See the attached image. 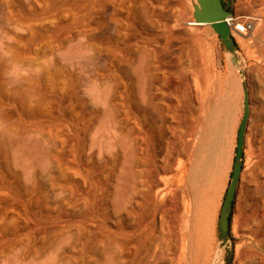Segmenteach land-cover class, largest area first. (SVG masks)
<instances>
[{
	"label": "rangeland",
	"instance_id": "1",
	"mask_svg": "<svg viewBox=\"0 0 264 264\" xmlns=\"http://www.w3.org/2000/svg\"><path fill=\"white\" fill-rule=\"evenodd\" d=\"M223 2L232 19H256L233 37L237 60L195 25L194 0H0V264H223L243 80L251 116L233 264H264V0ZM197 67L199 104L173 82ZM212 127L225 146L213 171L195 158Z\"/></svg>",
	"mask_w": 264,
	"mask_h": 264
},
{
	"label": "water",
	"instance_id": "2",
	"mask_svg": "<svg viewBox=\"0 0 264 264\" xmlns=\"http://www.w3.org/2000/svg\"><path fill=\"white\" fill-rule=\"evenodd\" d=\"M194 1V22L200 26L212 28V30L223 42L225 49L237 60V44L232 36V30L228 23V19L234 14L224 8L222 0ZM242 85L244 92V114L239 126L237 149L231 181L221 208L218 226L220 248L224 250L223 264H233L234 261L235 248L231 242L230 218L233 212L234 201L242 176L244 148L246 145L248 124L251 116L250 93L245 80H243Z\"/></svg>",
	"mask_w": 264,
	"mask_h": 264
},
{
	"label": "bare ground",
	"instance_id": "3",
	"mask_svg": "<svg viewBox=\"0 0 264 264\" xmlns=\"http://www.w3.org/2000/svg\"><path fill=\"white\" fill-rule=\"evenodd\" d=\"M77 9H78V8H77ZM79 9H80V8H79ZM79 9H78V11H80ZM78 11H76V13H78ZM81 11H82V9H81ZM82 12H83V11H82ZM79 14H80V13H79ZM81 14H82V13H81ZM81 14H80V15H81ZM239 19H240L239 17H235V18L233 19V21H237V20H239ZM182 24H183V23H182ZM195 25L198 26V27H200V25H198V24H196V23H195ZM230 25H231V27H233V26H232V23H230ZM262 29H263V28H262ZM262 32H263V31H262ZM259 33H261V30H260ZM254 35H255V34H254ZM257 35H258V34H257ZM257 35H256V36H257ZM246 36H247V35H246ZM259 36H260V35H259ZM242 37H243V36H242ZM244 37H245V36H244ZM260 37H261V36H260ZM252 38L254 39V37H252ZM256 40H258V39H256ZM198 67H199V65H198ZM198 67H197L196 70H191V71L187 74V76H186V80H187V81H185V82H186V85H184V83H183V82H180L179 80H174V81H173L174 83L177 84V85H176V88H177V90H179V92L183 93V90H186V89H188V90L190 91V87H191V86H190V80H191V79L195 80L197 86H198L200 83H205V84H206V80H207V78H206V76L204 75L203 70L199 69ZM2 91H3V88L0 87V92H2ZM190 94H191V98H192V100H193L194 102L196 101V103L198 102V104H199V97H200V96H199V93L197 92V95H195L194 93H192V92L190 91ZM181 97H182V96H181ZM183 98H184V97H183ZM187 98H188V97H187ZM211 100H212V99H211ZM179 102H180V101H179ZM194 102H193V103H194ZM171 103H173V102H171ZM180 103H181V102H180ZM193 103H191V105H196L195 103H194V104H193ZM210 103H211V101H210ZM212 103H215V101H214V102L212 101ZM202 104H203V103H202ZM224 104H225V103H224ZM227 104H228V103H227ZM173 105H174V103H173ZM177 105H178V104H177ZM180 105H181V104H180ZM200 105H201V104H200ZM212 105H214V104H212ZM196 106H197V105H196ZM171 107H172V104H171ZM178 107H179V105H178ZM191 107H193V109L195 108L194 106H191ZM205 107H206V106H205ZM216 107H217V105H216ZM216 107H215V108H216ZM226 107H227V106H226ZM174 108H175V107H174ZM201 108H202V107H200V110H202ZM213 108H214V107H213ZM215 108H214V109H215ZM217 108H218V107H217ZM166 109H167V108H166ZM168 109H169V108H168ZM168 109H167V110H168ZM172 109H173V108H172ZM196 109H199V108H196ZM204 109H205V108H204ZM214 109H210V110L212 111V110H214ZM218 109H220V108H218ZM222 109H223V108H222ZM226 109H227V108H226ZM173 110H176V108L173 109ZM206 110H207V108L205 109V111H206ZM220 110H221V109H220ZM172 112H173V111H172ZM206 112H207V111H206ZM212 112H213V111H212ZM223 112H224V111H223ZM223 112H222V113H223ZM202 113H203V112H202ZM202 113H200V114L202 115ZM214 113H216V112H214ZM170 114H171V111H170ZM209 114H210V113H209ZM211 114H212V113H211ZM217 114H218V113H217ZM219 114H220V113H219ZM202 116H204V114H203ZM205 116H207V115H205ZM213 116H214V115H212V117H213ZM223 116H224V115H223ZM214 117H217L216 119H218V118L220 119L221 116L219 117V115H218V116H214ZM201 118H202V117H201ZM204 118H205V117H204ZM204 118H203V122L205 121ZM208 118H209V116H208ZM226 118H227V117H226ZM205 119L207 120V118H205ZM209 119H210V118H209ZM209 119H208V120H209ZM210 120H211V119H210ZM223 120H224V121L227 120V119H225V116H224V119H223ZM228 120H229V119H228ZM217 121H218V120H217ZM217 121H216V122H217ZM221 122H222V120L220 121V123H221ZM206 123H208V122H206ZM210 123H212V122H210ZM210 123H209V124H210ZM204 125H205V124H204ZM211 125H212V124H211ZM214 125H216V124H213V126H214ZM225 125H226V123H225ZM188 127H189V128H188L189 131H190V130H192V131H195V130H196V125L194 126L193 124H189ZM214 127L217 128V126H214ZM214 127H212V128L215 129ZM201 128H208V127H207V126L205 127V126L201 125ZM209 128H210V127H209ZM220 128H222V127H220ZM220 128H219V131H220ZM224 128H225V127H224ZM224 128H223V129H224ZM210 129H211V128H210ZM201 130H202V129H201ZM204 130H205V129H204ZM211 130H212V129H211ZM215 130H216V131H215ZM215 130L212 131L211 133H209V134H210L209 136L207 135L208 133H206V135H207L209 138L207 139V138L204 137V140H202V141H204L203 143H205V145H206V148H205L204 150L199 148V150H198L197 153H196V156H195L194 151H192V153H191V157H192V156H193V157L195 156L196 159L198 158V156H199L200 154L203 155V157H204V161H203V162L200 161V160H203V158H201L200 160L198 159V161H199V163H200V162L203 163L202 165H204V168H205V166H207V167L209 168L208 165L212 164V162H214V160H215V161L217 160L216 157L219 155V151H221L220 149H221L222 147H223V148L225 147V146H222V143H224V142L222 141V143H221V139H222V138H221L220 133L217 132V131H218L217 129H215ZM208 131H210V130L208 129ZM208 131H207V132H208ZM221 131H222V130H221ZM224 131H225V130H224ZM205 132H206V130H205ZM197 133L199 134V132H197ZM226 133H227V132H226ZM201 134H204V133H201ZM224 134H225V133H224ZM199 135H200V134H199ZM204 135H205V134H204ZM187 136H188V135H187ZM223 137H224V135H223ZM177 138H178V137H176V139H177ZM225 138H226V137H225ZM225 138H223V139H225ZM124 139H125V138H124ZM176 139H175V140H176ZM178 139H180V138H178ZM205 139H207V140H205ZM121 141H122V140H121ZM126 141H127V139H126ZM181 141H182V140H181ZM185 141H186V140H185ZM224 141H225V140H224ZM177 143H178V142H177ZM179 143H181V142H179ZM179 143H178V144H179ZM186 143H187V142H186ZM188 143H189V142H188ZM121 144H122V143H121ZM171 144H172V143H171ZM126 145L128 146L129 144H127V142H126V143H125V148H127ZM179 145H180V144H179ZM179 145H178V146H179ZM182 145H183V144H182ZM186 145H187V144H186ZM224 145H225V144H224ZM180 146H181V145H180ZM221 146H222V147H221ZM122 147L124 148V144H122ZM128 147H129V146H128ZM181 147H182V146H181ZM185 147H186V146H185ZM132 148H133V147H132ZM186 148H187V147H186ZM226 148H227V147H226ZM129 149H130V148H129ZM171 149H172V148H171ZM127 150H128V149H127ZM202 150H203V151H202ZM223 150H224V149H223ZM223 150H222V151H223ZM128 151H129V150H128ZM128 151H127V152H128ZM130 152H131V150H130ZM128 154H129V153H128ZM184 154H185V153H184ZM221 154H222V152H221ZM129 155H130V158L133 156L131 153H130ZM131 155H132V156H131ZM173 155H174V154H173ZM202 155H201V156H202ZM223 155H224V154H223ZM175 156L178 157V155H175ZM218 157H219V156H218ZM221 157H222V155H221ZM130 158H129V156H128V160H129L130 162H132L133 159L131 160ZM215 158H216V159H215ZM196 159H195V160H196ZM173 160H174V159H173ZM219 160H221V158H220ZM148 161H149V160H148ZM126 162H127V159H126ZM126 162H125V165H126ZM130 162H129V163H130ZM194 162H196V161H194ZM218 162H219V161H218ZM129 163H127L128 166H129ZM148 163H149V162H148ZM173 163H174V162H173ZM197 163H198V162H197ZM201 163H200V165H201ZM131 164H133V163H130V165H131ZM215 164H216V163H215ZM215 164L212 165V167L215 166ZM125 165H124V167H125ZM149 165H150V164H149ZM194 165H197V164H194ZM194 165H193V166H194ZM202 165H201V166H202ZM147 166H148V165H147ZM198 166H199V164H198ZM198 166H197V167H198ZM220 166H221V165H220ZM148 167H149V166H148ZM155 167H156V166H155ZM161 167H163V165H162ZM195 167H196V166H195ZM125 168H126V167H125ZM144 168H145V167H144ZM144 168H142V169H144ZM150 168H151V166H150ZM153 168H154V167H153ZM163 168H164V167H163ZM193 168H194V167H193ZM198 168H199V167H198ZM200 168H201V167H200ZM217 168H218V167H217ZM194 169H195V171L197 170V175H198V170H199V169H196V168H194ZM202 169H203V167H202ZM213 169H214V168H213ZM213 169L211 170V169L209 168V170H211V171H213ZM218 169H219V168H218ZM129 170H130V169H129ZM157 170H159L158 167H157L156 171H157ZM176 170H177V169H176ZM205 170H206V169H205ZM207 170H208V169H207ZM207 170H206V171H207ZM209 170H208V171H209ZM123 171H124V170H123ZM172 171L174 172V170H172ZM191 171L194 172L193 169H192ZM191 171H190V172H191ZM202 171H203V170H202ZM206 171H204V172H206ZM124 172H128V171L125 170ZM144 172H145V173L142 172L143 174H145V175H143V176H148V175L151 176L152 174H153L152 177L154 176V171L151 170V169H149V168L146 169ZM159 172H160V170H159ZM169 172H170V170H169ZM204 172H202V173H204ZM215 172H216V171H215ZM130 173H131V171L129 172V174H130ZM134 173H135V172H134ZM142 173H141V175H142ZM171 173H172V172H171ZM176 173H177V172H176ZM210 173H211V172H210ZM218 173H219V172H218ZM158 174H160V173H158ZM166 174H167V173H166ZM194 174H195V173H194ZM124 175H125L124 177H126L125 180H128V179H129V181L131 180L130 175H127L126 173H124ZM141 175L139 176V178H141ZM155 175H156V173H155ZM164 175H165V174H164ZM195 175H196V174H195ZM195 175H194V176H195ZM199 175H201V174L199 173ZM211 175H212V174H209V176H211ZM128 176H129L130 178H129ZM194 176L192 177V181H193ZM202 176H203V174H202ZM209 176H208V177H209ZM133 177H134V176H133ZM133 177H132V178H133ZM167 177H168V176H167ZM189 177H190V175H189ZM205 177H206V176H204V179H205ZM211 177H212V176H211ZM211 177H209V179H210ZM127 178H128V179H127ZM144 178H146V177H144ZM158 178H159V177L157 176V179H158ZM199 178H200V177H199ZM206 178H207V177H206ZM133 179H134V178H133ZM146 179H147V178H146ZM189 179H190V178H189ZM194 179H195V178H194ZM197 179H198V178H197ZM197 179H196V180H197ZM207 179H208V178H207ZM207 179H206V182L209 180V179H208V180H207ZM158 180H159V179H158ZM158 180H156V182H157ZM129 181H128V182L125 181L126 184H127V187H128V184L132 183V181H131V182H129ZM150 181H154V183H155V179L152 180V178H151ZM175 181H176V178L174 179V182H175ZM189 181H190V180H189ZM198 181H199V180H198ZM201 181H202V177H201ZM159 182H161V180H160ZM162 182H163V181H162ZM170 182H171V181H170ZM203 182L205 183L204 180H203ZM143 183L145 184V182H143ZM147 183H148V181L146 182V184H147ZM178 183H179V182H178ZM195 183H196V182L193 181L192 184H195ZM141 184H142V182H141ZM144 184H143V185H144ZM150 184H151V182H150ZM157 184H158V183H157ZM197 184H198V183H197ZM159 185H160V183H159ZM185 185H186V184H185ZM187 185H190V184H187ZM200 185H201V183H200ZM131 186H132V187H131ZM133 186H134V184H133V185L130 184V186H129L130 190H129V188H128L129 192H131V189H134ZM145 186H146V185H145ZM145 186H144V187H145ZM153 186H154V185H153ZM191 186H192V185H191ZM201 186H203V185H201ZM127 187H126V188H127ZM142 187H143V186H142ZM154 187H155V186H154ZM156 187H158V185H157ZM156 187H155V188H156ZM189 187H190V186H189ZM193 187H194V186H193ZM193 187H192V188H193ZM158 188H159V187H158ZM186 188H187V186H186ZM192 188H191V189H192ZM195 188H197V185L194 187V189H195ZM135 189H136V188H135ZM151 189H152V188H151ZM176 189H177V188H176ZM201 189H202V187H201ZM195 190H196V189H195ZM197 190H198V189H197ZM145 191H146V190H145ZM152 191H154V190H152ZM183 191H184V190H183ZM149 192H150V191H149ZM175 192H176V191H175ZM134 193H135V192H134ZM151 193H153V192H151ZM151 193H150V194H151ZM194 193H196V191H195ZM194 193H193V194H194ZM147 194H149V193H147ZM150 194H149V195H150ZM162 194H163V192H162ZM127 195H128V194H127ZM155 196H156V194H155ZM193 196H194V195H193ZM196 196H197V195H196ZM196 196H195V197H196ZM146 197H147V196H146ZM195 197H194V198H195ZM143 198H145L144 195H143ZM198 198H199V197H198ZM198 198H197V199H198ZM154 199H156V198H154ZM173 200H174V199H173ZM215 200H216V199H215ZM153 204H154V203H153ZM167 210H168V209H167ZM260 214H261V213H260ZM262 214L264 215V213H262ZM262 214H261V215H262ZM259 216H260V215H259ZM255 217H256V216H255ZM255 217H254V218H255ZM263 217H264V216H262V218H263ZM255 219H257V218H255ZM202 220H203V219H202ZM259 220H260V219H259ZM205 222H206V221H205ZM253 232H254V231H253ZM253 232H252V233H253ZM252 233H251V234H252ZM259 234H260V233H259ZM259 234H258V233H257V234L255 233V235H259ZM260 236H261V237H260ZM260 236H259L258 238H262V237H263L261 234H260ZM251 237H254V236L251 235ZM258 238H256L257 241L259 240ZM263 240H264V239H263ZM259 241H260V240H259ZM259 241H258V242H259ZM257 244H258V243H257ZM263 245H264V244H263ZM263 245H262V246H263ZM259 247H261V246L259 245ZM204 248H205V247H204ZM204 248H203V249H204ZM261 248H262V247H261ZM246 251H247V250H246ZM261 260H262V258H261ZM258 261H259V260H258ZM4 264H5V263H4ZM23 264H26V262L24 263V261H23ZM255 264H256V263H255Z\"/></svg>",
	"mask_w": 264,
	"mask_h": 264
},
{
	"label": "built area",
	"instance_id": "4",
	"mask_svg": "<svg viewBox=\"0 0 264 264\" xmlns=\"http://www.w3.org/2000/svg\"><path fill=\"white\" fill-rule=\"evenodd\" d=\"M228 23H232L231 30H232V36L233 37H244L251 33L256 25V19L251 16H243L240 17L239 20L233 21L232 17L228 19Z\"/></svg>",
	"mask_w": 264,
	"mask_h": 264
},
{
	"label": "crops",
	"instance_id": "5",
	"mask_svg": "<svg viewBox=\"0 0 264 264\" xmlns=\"http://www.w3.org/2000/svg\"><path fill=\"white\" fill-rule=\"evenodd\" d=\"M170 185H171V184H170ZM177 185H178V187H176L177 190H178V189H182V190L185 191V190H188V189H189V187L186 188L187 185H185V183H183V184H182V183H181V184L178 183ZM166 188H168V187H166ZM170 188H171V187H170ZM170 188H169V189H170ZM183 195H184V197H187V193H186V192H184ZM214 210H215V209H214Z\"/></svg>",
	"mask_w": 264,
	"mask_h": 264
},
{
	"label": "trees",
	"instance_id": "6",
	"mask_svg": "<svg viewBox=\"0 0 264 264\" xmlns=\"http://www.w3.org/2000/svg\"><path fill=\"white\" fill-rule=\"evenodd\" d=\"M222 1H223V0H222ZM223 5H224V8H225L226 10H228V8H226L224 2H223ZM228 11H229V10H228ZM234 204H235V203H234ZM232 217H233V214L231 215V218H230V231H231Z\"/></svg>",
	"mask_w": 264,
	"mask_h": 264
}]
</instances>
